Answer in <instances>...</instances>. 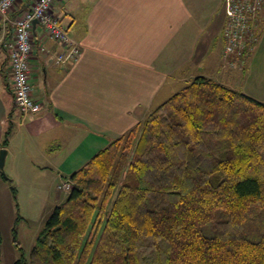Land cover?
<instances>
[{"label": "trees", "instance_id": "obj_1", "mask_svg": "<svg viewBox=\"0 0 264 264\" xmlns=\"http://www.w3.org/2000/svg\"><path fill=\"white\" fill-rule=\"evenodd\" d=\"M67 180L11 264H264V102L243 91L194 77Z\"/></svg>", "mask_w": 264, "mask_h": 264}, {"label": "crops", "instance_id": "obj_2", "mask_svg": "<svg viewBox=\"0 0 264 264\" xmlns=\"http://www.w3.org/2000/svg\"><path fill=\"white\" fill-rule=\"evenodd\" d=\"M33 1L20 0L0 20V149L8 150L4 169L18 197L16 207L10 182L0 175V226L17 214L28 222L22 195L61 191L60 181L196 76L264 102V14L255 47L233 66L222 55L225 0H57L53 13L81 53L75 62L56 64L63 46L34 25L30 83L42 107L23 116L13 100L8 44L11 21Z\"/></svg>", "mask_w": 264, "mask_h": 264}, {"label": "built area", "instance_id": "obj_3", "mask_svg": "<svg viewBox=\"0 0 264 264\" xmlns=\"http://www.w3.org/2000/svg\"><path fill=\"white\" fill-rule=\"evenodd\" d=\"M20 0H0V20L9 18L10 10ZM57 0H34L31 7L16 16L12 23V40L9 47V64L12 73V94L14 104L21 115L36 112L42 104L32 93L29 64L32 53L33 21L44 32L63 46V50L54 58L56 64L66 60L75 62L80 56L78 43L70 37L53 13ZM226 22L222 30L224 58L231 57V64H244V58L251 53L258 41L259 21L264 14V0H225ZM43 49V48H42ZM58 188L70 191L71 183L62 180Z\"/></svg>", "mask_w": 264, "mask_h": 264}, {"label": "rangeland", "instance_id": "obj_4", "mask_svg": "<svg viewBox=\"0 0 264 264\" xmlns=\"http://www.w3.org/2000/svg\"><path fill=\"white\" fill-rule=\"evenodd\" d=\"M66 193L67 192L65 191H60L54 188L50 195L44 197L39 195H22L21 213L24 212L25 214H28L27 216L29 220L28 222L14 220V222L12 221L10 224L0 226V264H11L21 256V251L18 250L16 243L13 242V238H16V242L22 248L24 255L27 257L28 252L35 243L41 227L44 225L42 219L44 216L46 218L49 215L50 203L56 198L57 194H59L60 197H64ZM12 200L14 201L13 197ZM14 206H16L15 202ZM14 225L15 233H13Z\"/></svg>", "mask_w": 264, "mask_h": 264}, {"label": "water", "instance_id": "obj_5", "mask_svg": "<svg viewBox=\"0 0 264 264\" xmlns=\"http://www.w3.org/2000/svg\"><path fill=\"white\" fill-rule=\"evenodd\" d=\"M33 24H36V20L33 21ZM7 152L8 150L6 148L0 149V175L4 177L7 176L4 169Z\"/></svg>", "mask_w": 264, "mask_h": 264}]
</instances>
